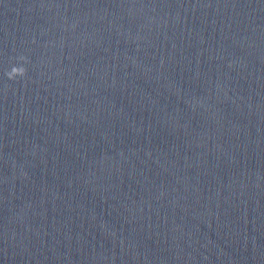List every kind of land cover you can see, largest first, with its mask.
<instances>
[{
	"label": "water",
	"instance_id": "obj_1",
	"mask_svg": "<svg viewBox=\"0 0 264 264\" xmlns=\"http://www.w3.org/2000/svg\"><path fill=\"white\" fill-rule=\"evenodd\" d=\"M0 220L52 264H264V0H0Z\"/></svg>",
	"mask_w": 264,
	"mask_h": 264
}]
</instances>
